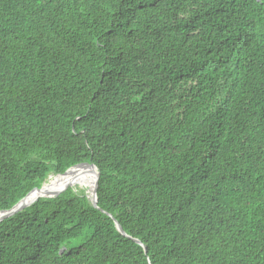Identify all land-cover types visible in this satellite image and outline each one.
<instances>
[{
	"label": "trees",
	"instance_id": "1",
	"mask_svg": "<svg viewBox=\"0 0 264 264\" xmlns=\"http://www.w3.org/2000/svg\"><path fill=\"white\" fill-rule=\"evenodd\" d=\"M83 162L0 264H264V0H0V210Z\"/></svg>",
	"mask_w": 264,
	"mask_h": 264
},
{
	"label": "water",
	"instance_id": "2",
	"mask_svg": "<svg viewBox=\"0 0 264 264\" xmlns=\"http://www.w3.org/2000/svg\"><path fill=\"white\" fill-rule=\"evenodd\" d=\"M79 164H85V165H88L92 172H93V175H94V178H93V189L90 193H88L87 191H85L86 193V196L88 198V200L91 202V204L97 208V195H96V188H97V184H98V170L96 168V166L93 164V163H88V162H83V163H79ZM77 164V165H79ZM75 166V165H74ZM71 168V167H70ZM69 169V168H68ZM67 169V170H68ZM66 170V171H67ZM65 171V172H66ZM64 173V172H63ZM44 183V182H43ZM43 183L41 184L40 187H34L33 189H31L24 197H22L15 205H13V207H11L10 209H7V210H0V221L3 220L4 218L6 217H9L13 214H15L16 212H19L21 211L23 208L27 207L28 205H30L31 203H33L34 201H36L39 197H55L57 196L65 187H68L70 185H64L63 187H61L60 189L52 192V193H46V192H42V186H43ZM72 187V186H71ZM35 191H37V194L29 199L28 196L32 193H34ZM110 215V214H108ZM114 223H115V227L116 229L123 235L125 236H128L122 229V227L119 225V223L114 220ZM136 243L140 244L143 249H144V252H146V246L143 245L138 239H135V238H132Z\"/></svg>",
	"mask_w": 264,
	"mask_h": 264
},
{
	"label": "bare ground",
	"instance_id": "3",
	"mask_svg": "<svg viewBox=\"0 0 264 264\" xmlns=\"http://www.w3.org/2000/svg\"><path fill=\"white\" fill-rule=\"evenodd\" d=\"M93 172L88 165L79 164L72 166L66 172L56 175H51L48 180L44 181L42 186V192L52 193L60 189V185H73L77 184L81 188H85L88 193L93 189ZM63 185V186H64ZM62 186V187H63ZM37 194V191L28 196L29 199L33 198Z\"/></svg>",
	"mask_w": 264,
	"mask_h": 264
},
{
	"label": "rangeland",
	"instance_id": "4",
	"mask_svg": "<svg viewBox=\"0 0 264 264\" xmlns=\"http://www.w3.org/2000/svg\"><path fill=\"white\" fill-rule=\"evenodd\" d=\"M49 176H51V175H49ZM48 176V177H49ZM46 180H48V178L46 179ZM45 180V181H46ZM72 186V188H74V189H82V190H85L86 191V189L85 188H81L79 185H77V184H73V185H71Z\"/></svg>",
	"mask_w": 264,
	"mask_h": 264
}]
</instances>
